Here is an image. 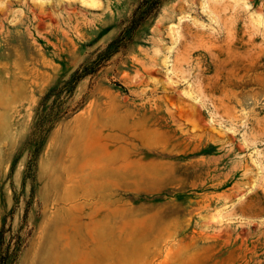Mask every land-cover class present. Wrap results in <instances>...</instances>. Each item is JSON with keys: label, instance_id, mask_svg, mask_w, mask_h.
Masks as SVG:
<instances>
[{"label": "rangeland", "instance_id": "374dc122", "mask_svg": "<svg viewBox=\"0 0 264 264\" xmlns=\"http://www.w3.org/2000/svg\"><path fill=\"white\" fill-rule=\"evenodd\" d=\"M139 1L0 0L6 264H264V0H166L32 158L41 97Z\"/></svg>", "mask_w": 264, "mask_h": 264}, {"label": "trees", "instance_id": "16d2710c", "mask_svg": "<svg viewBox=\"0 0 264 264\" xmlns=\"http://www.w3.org/2000/svg\"><path fill=\"white\" fill-rule=\"evenodd\" d=\"M165 1L140 0L128 25L122 30L116 41L98 53L96 59H90L86 64L73 71L68 78H62L48 88L36 106L29 136V149L33 159L41 152L49 133L84 106V101L74 103L73 100L78 83L89 74L95 73L103 61L117 51L119 46H123L124 41L131 40L139 27L158 14ZM117 42H119L118 46L111 50V46ZM0 264H6L5 259L0 258Z\"/></svg>", "mask_w": 264, "mask_h": 264}, {"label": "bare ground", "instance_id": "6f19581e", "mask_svg": "<svg viewBox=\"0 0 264 264\" xmlns=\"http://www.w3.org/2000/svg\"><path fill=\"white\" fill-rule=\"evenodd\" d=\"M91 1V0H90Z\"/></svg>", "mask_w": 264, "mask_h": 264}]
</instances>
